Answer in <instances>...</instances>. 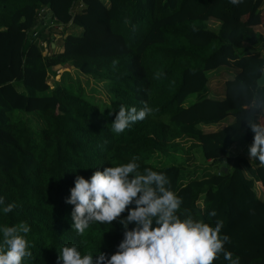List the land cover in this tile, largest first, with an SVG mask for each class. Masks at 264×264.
Listing matches in <instances>:
<instances>
[{"label": "trees", "instance_id": "16d2710c", "mask_svg": "<svg viewBox=\"0 0 264 264\" xmlns=\"http://www.w3.org/2000/svg\"><path fill=\"white\" fill-rule=\"evenodd\" d=\"M263 5L264 0H0V197L15 204L11 213L0 205V229L30 227L21 235L32 255L22 264H57L58 251L73 244L94 259L99 252L114 254L123 239L120 218L91 223L78 236L65 198L77 175L88 179L94 171L133 161L141 173L151 168L168 176L183 200L181 220L191 215L212 227L222 221L233 260L264 264V165L233 152L242 146L238 133L244 131L249 143L253 139L246 121L264 125V87L257 85L264 70ZM72 27L82 31L60 30ZM36 29L40 42L29 40ZM60 33L63 51L55 52ZM223 66L237 72L225 80L224 97H213L209 72ZM60 67L107 82L113 96L105 110L96 105L95 84H87L86 94L71 71L57 80ZM192 96L197 98L190 104ZM144 102L153 109L146 119L122 133L111 131L121 106L139 110ZM223 122L229 123L213 132L202 128ZM183 140H189L187 148ZM198 149L212 169L185 182V167ZM170 162L175 164L165 166ZM213 209L215 217L209 216ZM127 214L126 209L121 217ZM213 264L230 262L221 255Z\"/></svg>", "mask_w": 264, "mask_h": 264}, {"label": "clouds", "instance_id": "9594fccd", "mask_svg": "<svg viewBox=\"0 0 264 264\" xmlns=\"http://www.w3.org/2000/svg\"><path fill=\"white\" fill-rule=\"evenodd\" d=\"M241 2L230 0L233 5ZM152 111L146 102L139 110L121 106L115 112L111 131L122 133L146 119ZM246 124L254 134L248 146L249 159H258L264 165V125L251 120ZM139 168L133 161L94 171L88 179L76 176L75 186L65 198V203L73 206L72 229L81 236L91 223L112 224L120 218L123 239L114 254L108 256L99 252L95 259L91 254L82 256L74 244L63 246L58 251L57 264H213L221 255L230 264H239L225 248L231 238L221 234L222 221L217 220L212 227L194 220L191 215L181 220L177 213L183 200L171 190L168 176L151 168L141 173ZM133 204L135 207L130 208ZM0 205L4 213H11L15 208V204H5L3 197H0ZM126 209L127 216L121 217ZM216 215L215 209L209 213L212 217ZM130 224L135 227L129 229ZM0 231L3 234L0 264H22V260L31 257L29 242L21 235L29 233L27 223L5 226Z\"/></svg>", "mask_w": 264, "mask_h": 264}, {"label": "rangeland", "instance_id": "374dc122", "mask_svg": "<svg viewBox=\"0 0 264 264\" xmlns=\"http://www.w3.org/2000/svg\"><path fill=\"white\" fill-rule=\"evenodd\" d=\"M213 27H217V23H213L212 24ZM44 28L45 30H43L44 32L48 33L49 31V24H46L44 25ZM77 28H73L72 29H69V30H64L63 28H61L60 30L63 32V31H66L65 33L66 34H69V33H76L78 31V29L76 30ZM47 30V31H46ZM59 30V31H60ZM262 30V28H261ZM79 31H81L79 29ZM58 32V31H57ZM78 33V32H77ZM40 32H39V35L38 37L35 39V41L37 42H40ZM63 35L60 33V34H55V40L53 42H56L57 43V48L55 49L56 51L55 52H59L61 51V49L63 48ZM41 47L43 48V52L44 54H47L49 53L50 49L49 47H44L42 45V43H40ZM46 45H49L48 42H46ZM225 66L223 67H220L218 69H215V70H212L209 72V77H210V80H209V87H210V95L213 96V97H218V98H222L224 97L225 95V79L227 77H229V74L231 72L230 69L228 68H225L224 70H222ZM58 75L56 77L57 80L60 79V76L65 72V71H71L74 75V78L79 82H82L83 84H85V87H86V92L88 91L87 89V84H90V85H93L95 84L97 86L96 88V92L95 94H98V104L96 103V105L101 109V110H105V106L107 107L112 99V94L110 93L109 91V87H108V84L107 82L105 81H96L94 79H91L90 77L88 76H85V75H80L79 72H76L73 68H58ZM233 70V69H232ZM231 75H233V73H231ZM20 90H24L23 87H20ZM90 91V90H89ZM91 92H87L86 94H89ZM196 96H192L188 99V103H193L195 100H196ZM17 113H22L21 111H15ZM229 121H231V119H227ZM203 130L205 132H213V131H216L218 130L219 128H221L220 125H213V126H202ZM245 133L244 131L238 133L237 137H236V140L241 141L242 142V146H240L239 144L234 148L233 152L236 153V154H242L244 156H246L247 158H249L248 156V146L252 143V141L249 143L248 141H246L245 139ZM185 141V143H183L184 147L189 146L190 145V142L189 140H183ZM198 154L195 156V158H193L192 161L189 162V165L187 167H185L186 169V172L184 173V178H185V182H188L190 181L191 179L193 178H198V177H203L205 176L206 174L210 173L212 167H211V164L210 162H207L206 164L204 163V154H203V151L201 149H198ZM179 154V153H178ZM184 155V154H183ZM181 160V158H180ZM175 163H165V166H172L174 165ZM258 192L261 194V191L258 189ZM199 204H202V200H200Z\"/></svg>", "mask_w": 264, "mask_h": 264}, {"label": "crops", "instance_id": "0c3cea01", "mask_svg": "<svg viewBox=\"0 0 264 264\" xmlns=\"http://www.w3.org/2000/svg\"><path fill=\"white\" fill-rule=\"evenodd\" d=\"M263 7H264V5H263ZM256 28H257V30H259V29L262 28V26H258V27H256ZM80 30H81V29H80ZM81 31H82V30H81ZM81 31L78 30L79 33H80ZM52 47H53V50L56 51L55 49L57 48V44H55V43L52 44ZM61 51H63V48L61 49ZM61 51H59V52H61ZM225 68H228V69L231 70L230 74L233 73V75H234V73L237 72L235 69L232 70V68H229V67H224L222 70H224ZM226 79H227V78H226ZM226 79H225V80H226ZM225 80H224V81H225ZM228 123H229V122H223V123H221V124H220L221 128L227 126Z\"/></svg>", "mask_w": 264, "mask_h": 264}, {"label": "built area", "instance_id": "2783aa9c", "mask_svg": "<svg viewBox=\"0 0 264 264\" xmlns=\"http://www.w3.org/2000/svg\"><path fill=\"white\" fill-rule=\"evenodd\" d=\"M44 25H46V24H44ZM38 35H39V31L36 29V31H34L33 33H32V36H30V40L31 41H33V40H35L37 37H38ZM42 45L44 46V47H48V45H46V42H42Z\"/></svg>", "mask_w": 264, "mask_h": 264}, {"label": "water", "instance_id": "95a60500", "mask_svg": "<svg viewBox=\"0 0 264 264\" xmlns=\"http://www.w3.org/2000/svg\"><path fill=\"white\" fill-rule=\"evenodd\" d=\"M257 85L260 87H264V70H263L261 76L257 80Z\"/></svg>", "mask_w": 264, "mask_h": 264}]
</instances>
